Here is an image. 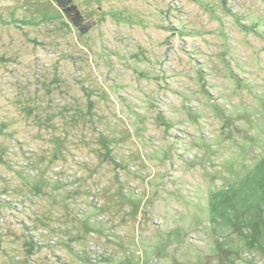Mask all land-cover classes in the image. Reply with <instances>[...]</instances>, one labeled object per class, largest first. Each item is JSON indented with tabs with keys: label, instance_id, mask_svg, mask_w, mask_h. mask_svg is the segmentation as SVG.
<instances>
[{
	"label": "rangeland",
	"instance_id": "rangeland-1",
	"mask_svg": "<svg viewBox=\"0 0 264 264\" xmlns=\"http://www.w3.org/2000/svg\"><path fill=\"white\" fill-rule=\"evenodd\" d=\"M0 0V264H264V0Z\"/></svg>",
	"mask_w": 264,
	"mask_h": 264
},
{
	"label": "trees",
	"instance_id": "trees-1",
	"mask_svg": "<svg viewBox=\"0 0 264 264\" xmlns=\"http://www.w3.org/2000/svg\"><path fill=\"white\" fill-rule=\"evenodd\" d=\"M61 9L62 13L69 20V22L81 33L87 34L92 25L87 23L79 8L75 5L73 0H53Z\"/></svg>",
	"mask_w": 264,
	"mask_h": 264
}]
</instances>
